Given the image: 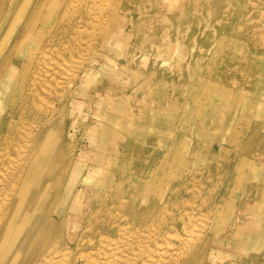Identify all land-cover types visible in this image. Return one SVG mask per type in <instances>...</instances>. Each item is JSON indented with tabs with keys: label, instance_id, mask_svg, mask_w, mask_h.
<instances>
[{
	"label": "bare ground",
	"instance_id": "6f19581e",
	"mask_svg": "<svg viewBox=\"0 0 264 264\" xmlns=\"http://www.w3.org/2000/svg\"><path fill=\"white\" fill-rule=\"evenodd\" d=\"M252 1L0 0V264H264Z\"/></svg>",
	"mask_w": 264,
	"mask_h": 264
},
{
	"label": "rangeland",
	"instance_id": "374dc122",
	"mask_svg": "<svg viewBox=\"0 0 264 264\" xmlns=\"http://www.w3.org/2000/svg\"><path fill=\"white\" fill-rule=\"evenodd\" d=\"M252 3H256V5L258 4V2H255V1H252V2H250V3H248V4H246V0H239V4H238V6L236 7V12H242V11H249V10H251V4ZM227 11H228V8L226 7L225 8ZM248 24H252V19H251V17H250V19L248 20V22H247ZM246 25V24H245ZM229 38L230 39H233V37H232V32H230V36H229ZM226 52H229L228 50H226ZM230 54V53H229ZM172 61H174V60H172ZM176 67H179V66H175V65H173V71H175L174 69L176 68ZM180 69H181V67H180ZM208 83L209 82H204V83H202V86L201 87H205V88H209V86H208ZM200 87V88H201ZM217 90L218 89H221V87H218V86H214ZM199 89V88H198Z\"/></svg>",
	"mask_w": 264,
	"mask_h": 264
}]
</instances>
